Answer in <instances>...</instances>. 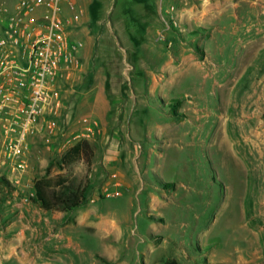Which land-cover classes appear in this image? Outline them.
<instances>
[{
    "label": "rangeland",
    "instance_id": "obj_1",
    "mask_svg": "<svg viewBox=\"0 0 264 264\" xmlns=\"http://www.w3.org/2000/svg\"><path fill=\"white\" fill-rule=\"evenodd\" d=\"M110 1L97 12L79 0L87 22L71 35L84 43L82 67L62 84L28 167L1 164L0 264H264V94L252 66L264 52L244 55L247 6L229 0L203 39L183 25L177 3L191 0H122L108 14ZM189 41L212 57H178ZM81 139L95 149L87 202L56 219L34 202V183L49 165L83 181L85 161L59 168Z\"/></svg>",
    "mask_w": 264,
    "mask_h": 264
},
{
    "label": "built area",
    "instance_id": "obj_2",
    "mask_svg": "<svg viewBox=\"0 0 264 264\" xmlns=\"http://www.w3.org/2000/svg\"><path fill=\"white\" fill-rule=\"evenodd\" d=\"M82 13L79 0H20L14 13H3L0 167L10 162L13 171H24L33 139L58 115L61 86L82 67L84 43L71 35Z\"/></svg>",
    "mask_w": 264,
    "mask_h": 264
},
{
    "label": "crops",
    "instance_id": "obj_3",
    "mask_svg": "<svg viewBox=\"0 0 264 264\" xmlns=\"http://www.w3.org/2000/svg\"><path fill=\"white\" fill-rule=\"evenodd\" d=\"M105 1L106 0H93V4L96 7V8H94V10L95 11L97 10V12H101L105 8V6H104V5H106ZM121 1L122 0H111L110 1V7L106 11V13L109 14V11L111 13L114 9H117L120 6ZM228 1L229 0H191L188 2L185 1L184 3L182 1H180L177 4L178 5H181V4L184 5V9H183V11H184L183 21L184 22H183V25H185L184 26L185 29H188L190 32H193V33H196L199 30L201 31V30H205L208 28H211L215 31L216 29H218V25L215 24V22H214V19L216 17L214 14L219 15V14L223 13L226 10V6L228 5ZM19 2H20V0H17L16 2L14 0H9V1H6L4 3L3 7H1L2 5L0 6V31L3 29V26H4V22L1 20V17L2 18L4 17L3 13H5V11L8 12L9 14L14 13ZM240 4L245 5V7L247 6V8H248L247 10H245V12H244L245 14L243 15V18L249 19V22L251 24H253L250 31H252V34L254 33V36L251 37L250 42H249V47H251L250 51L247 53L246 49L248 47H246L244 55L246 57H248V54L253 53L251 60H253V61L256 60V61L261 62L262 59L259 57H260L261 53L264 52V8H261L262 2H261V0H240V2L238 4H235L234 6L239 8ZM80 5H81V3L79 2V6ZM121 5H123V3ZM65 8H68V4H67V7H65ZM90 8H91V6H90ZM82 11H83V13L80 17L79 26H84L87 22L85 20L86 13H85L84 9H82ZM162 13H163V10H162ZM167 14H171V13H168V10H167ZM88 15H89L88 28L91 31L92 30L91 28L95 23H93V20H91V10L90 9L88 11ZM188 16H189V18L194 19L196 21V23H198V25L196 27L197 29L192 28L190 23H187V22H189ZM165 18H166V16H165ZM112 19H113V17H112ZM206 19H209L211 21L210 25H206V23L204 22ZM210 21H209V23H210ZM110 22H111V20H110ZM194 29H196V30H194ZM163 33H166V32L164 31ZM198 33L200 35H198L197 37H202L203 39H205V37L207 36V35H202L201 32H198ZM192 37L193 38L190 39V41H194L193 39H196V37L194 35H192ZM190 41H189V43H190L191 47H189L188 50H186L185 52H183V53L181 52L178 57H196V56L192 55V52L194 50L197 53L198 57H212V55L210 54V51L207 50L205 47H203V48L199 47L202 49V52H201V54H198L196 48H194L192 46L194 44L191 43ZM81 56H84V53H81ZM241 57H243V55L238 54L236 61H238V62L244 61L241 59ZM262 63H263V65L259 62L252 65V66L255 65L257 67L255 69V70H257L256 76L257 77L262 76L261 80L263 82L262 86L259 89H255L254 94H256V93L264 94V60ZM252 66H248V64L245 65V62L241 63V67L244 68V70L253 69ZM243 75H244V73L241 76H243ZM43 212H45V211H43ZM52 213H54V217L56 219H62L64 217V214L61 212H52ZM31 220L35 221L36 219H35V217L31 216ZM88 224H91V223H88ZM88 224H85V225L80 224V225L85 228L86 226H88ZM23 233L25 234L24 231L19 232V234H23ZM42 234H43V232L41 231L39 234L40 238L42 237ZM32 236H33V232H32ZM17 239L20 240V236H19V238H13L12 241H14V240L16 241ZM28 240L31 241V238ZM27 247H28V244H27ZM12 252H15V251H12ZM10 255L12 256V253H10Z\"/></svg>",
    "mask_w": 264,
    "mask_h": 264
},
{
    "label": "trees",
    "instance_id": "obj_4",
    "mask_svg": "<svg viewBox=\"0 0 264 264\" xmlns=\"http://www.w3.org/2000/svg\"><path fill=\"white\" fill-rule=\"evenodd\" d=\"M95 157V149L86 139L77 141L63 154L59 168L64 171L74 164L85 161L87 172L85 179L79 184L64 172L53 175L52 165L45 174L34 183V202L45 212H61L68 214L84 206L87 202V192L91 186L90 175ZM106 262L105 259H102ZM164 264H179L175 259H169Z\"/></svg>",
    "mask_w": 264,
    "mask_h": 264
},
{
    "label": "bare ground",
    "instance_id": "obj_5",
    "mask_svg": "<svg viewBox=\"0 0 264 264\" xmlns=\"http://www.w3.org/2000/svg\"><path fill=\"white\" fill-rule=\"evenodd\" d=\"M163 37V39L165 38L164 36H162ZM107 229H108V226H107Z\"/></svg>",
    "mask_w": 264,
    "mask_h": 264
}]
</instances>
